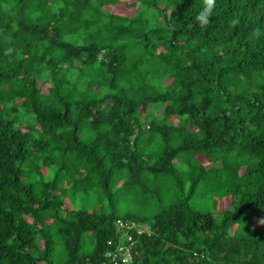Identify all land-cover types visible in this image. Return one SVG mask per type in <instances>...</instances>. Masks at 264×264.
Masks as SVG:
<instances>
[{"label":"trees","instance_id":"1","mask_svg":"<svg viewBox=\"0 0 264 264\" xmlns=\"http://www.w3.org/2000/svg\"><path fill=\"white\" fill-rule=\"evenodd\" d=\"M203 3L0 0V264H264V0Z\"/></svg>","mask_w":264,"mask_h":264},{"label":"built area","instance_id":"2","mask_svg":"<svg viewBox=\"0 0 264 264\" xmlns=\"http://www.w3.org/2000/svg\"><path fill=\"white\" fill-rule=\"evenodd\" d=\"M115 240L109 241L113 247L106 254V259L99 264H131L134 260L133 248L136 238L149 232L148 226L134 220L119 219L114 223Z\"/></svg>","mask_w":264,"mask_h":264},{"label":"clouds","instance_id":"3","mask_svg":"<svg viewBox=\"0 0 264 264\" xmlns=\"http://www.w3.org/2000/svg\"><path fill=\"white\" fill-rule=\"evenodd\" d=\"M215 4V0H204L203 8L196 16V19L200 22V24L207 25L209 23V17L213 14V6Z\"/></svg>","mask_w":264,"mask_h":264},{"label":"rangeland","instance_id":"4","mask_svg":"<svg viewBox=\"0 0 264 264\" xmlns=\"http://www.w3.org/2000/svg\"><path fill=\"white\" fill-rule=\"evenodd\" d=\"M120 7L118 9L116 8H108L111 12H113L114 14L118 15V16H124L126 15L127 13H129V16H132L133 13L135 12L136 9H134L135 7H125V6H122V5H119ZM171 81L169 80L168 83H170ZM232 203V199L229 197V198H226L225 201L223 200L221 203H220V207L221 208H225V207H228L229 205H231Z\"/></svg>","mask_w":264,"mask_h":264}]
</instances>
